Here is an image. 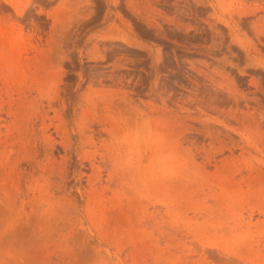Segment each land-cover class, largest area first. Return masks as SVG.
Instances as JSON below:
<instances>
[{
	"label": "rangeland",
	"instance_id": "obj_1",
	"mask_svg": "<svg viewBox=\"0 0 264 264\" xmlns=\"http://www.w3.org/2000/svg\"><path fill=\"white\" fill-rule=\"evenodd\" d=\"M263 31L264 0H0L3 99L55 110L48 156L25 119L0 148V264H264Z\"/></svg>",
	"mask_w": 264,
	"mask_h": 264
},
{
	"label": "bare ground",
	"instance_id": "obj_2",
	"mask_svg": "<svg viewBox=\"0 0 264 264\" xmlns=\"http://www.w3.org/2000/svg\"><path fill=\"white\" fill-rule=\"evenodd\" d=\"M189 9V8H188ZM263 10V9H261ZM231 15H234V16H231L232 19H235L237 18L239 21L241 20V15L240 14H231ZM230 16V15H229ZM219 20L223 23H226L227 27H228V35L231 36L233 38V29L232 27L230 26L229 22L224 20V18H219ZM260 20L262 19H257L256 21L259 22ZM219 22V21H218ZM211 25V24H210ZM212 26V25H211ZM258 28L256 26V22H252V30H254V34H255V38L257 39L258 42H260V37L261 34L260 31H258ZM264 32V31H263ZM262 32V33H263ZM212 35V34H211ZM234 40V38H233ZM212 44V42H211ZM214 44V43H213ZM215 45V44H214ZM238 47V45H237ZM219 48V47H218ZM215 51V50H214ZM244 61V60H243ZM202 62V61H201ZM204 73V71L202 72ZM219 73V72H218ZM209 75V74H208ZM215 77V76H214ZM217 78V77H216ZM218 79V78H217ZM213 80V79H212ZM216 80V79H215ZM209 82V81H208ZM215 83V81H213ZM261 87V86H260ZM237 88V87H236ZM225 89V88H224ZM231 90V89H230ZM263 91V90H262ZM7 92H9V90L7 89V87L5 88H0V112L2 110L5 111V115L6 117L3 118L0 114V148H8L9 145H15L17 143V149L15 150V153L18 154V156L22 155L26 150H27V147L26 145L24 144V142H10L9 144V139L10 137L14 134L13 132L14 131H17V127H16V123L17 121H19V119H25L26 120V124H27V127H26V132L27 133V136L31 137L32 139V142L31 143H38L40 145L43 146V150H44V154L45 156H48L49 154V144H44L42 141H40L38 139V133H37V130H39L40 132H46L47 129L50 127V125H53L51 120L52 118L49 117L50 115V112H54L55 113V110L53 109L52 107V103L50 100H44L42 97L41 98H38V96L41 95V90L38 86H35L34 88H32L28 93H26L24 95V97L19 100V102H16L15 100H11L9 102H6L4 99H3V95H7ZM264 92V91H263ZM17 94H19V92L17 91L16 92ZM202 94V93H201ZM217 95V94H216ZM238 95V94H237ZM218 96V95H217ZM239 96V95H238ZM236 96V97H238ZM247 96V95H246ZM245 95H243L242 97L246 99V101H248L247 97ZM260 96V95H259ZM239 100H240V96L238 97ZM203 99V98H202ZM214 98H212L213 100ZM216 99V98H215ZM256 99V98H254ZM258 99V97H257ZM131 100V99H130ZM206 100V99H205ZM210 100V101H212ZM237 100V99H236ZM251 100V99H250ZM215 101V100H214ZM214 101H212L211 103H213ZM238 101V100H237ZM257 101V100H254V102ZM133 102V101H132ZM218 102V101H217ZM262 102V101H260ZM216 103V102H215ZM234 103V102H233ZM239 103V102H238ZM256 103V102H255ZM262 104V103H260ZM260 104L257 102L256 103V107L254 106L253 109L254 110H257L259 109ZM202 105V104H201ZM264 105V104H263ZM214 105H212L211 107H213ZM216 106V105H215ZM214 106V107H215ZM7 107V109H6ZM208 107V106H207ZM264 107V106H263ZM217 108V107H215ZM213 108V109H215ZM249 108V106H248ZM6 109V110H5ZM264 109V108H263ZM237 110H239L237 108ZM215 111V110H214ZM232 111L234 112V110L232 109ZM260 110H258L259 112ZM254 112V111H253ZM262 112V111H261ZM3 113V112H2ZM231 113L230 110L229 112L227 111V114ZM255 113V112H254ZM226 114V115H227ZM263 114V112L261 113ZM3 115V114H2ZM260 115V113H259ZM230 117V115H228ZM263 116V115H261ZM251 117V116H250ZM259 117V116H258ZM245 117H243L242 119H244ZM257 118V116L255 117ZM255 118L253 119V116H252V120H255ZM261 118V117H260ZM244 120H248L247 118H245ZM261 120V119H260ZM46 121H49L50 123L47 125L46 124ZM264 121V120H263ZM252 122L256 123L255 121H251L249 119V123L251 124ZM264 123V122H263ZM4 124H8V125H4ZM257 124V123H256ZM239 126H243V124H239ZM37 127V128H36ZM3 128L7 129V133L6 135L3 134ZM55 130L57 131H61V125H56L55 126ZM63 130V129H62ZM20 132V130H18V133ZM63 132H65V130H63ZM249 132V131H248ZM37 144V145H38ZM36 145V144H35ZM69 146V145H68ZM34 147V146H33ZM243 147V146H242ZM241 147V148H242ZM35 148V147H34ZM253 148V147H252ZM37 149V147H36ZM35 150V149H34ZM253 150V149H252ZM37 151L34 152V155L37 154L36 153ZM245 152V151H244ZM36 156V155H35Z\"/></svg>",
	"mask_w": 264,
	"mask_h": 264
}]
</instances>
